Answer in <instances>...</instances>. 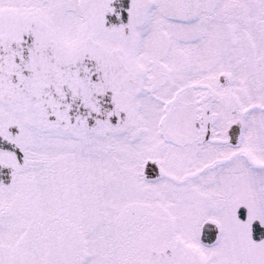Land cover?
Masks as SVG:
<instances>
[{"label": "snow or ice", "instance_id": "snow-or-ice-1", "mask_svg": "<svg viewBox=\"0 0 264 264\" xmlns=\"http://www.w3.org/2000/svg\"><path fill=\"white\" fill-rule=\"evenodd\" d=\"M0 264H264V0H0Z\"/></svg>", "mask_w": 264, "mask_h": 264}]
</instances>
